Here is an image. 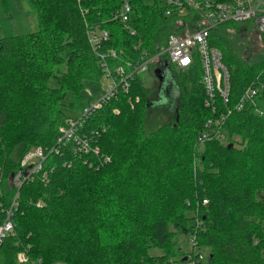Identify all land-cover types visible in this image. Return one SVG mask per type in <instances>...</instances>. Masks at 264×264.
Listing matches in <instances>:
<instances>
[{"label": "trees", "instance_id": "16d2710c", "mask_svg": "<svg viewBox=\"0 0 264 264\" xmlns=\"http://www.w3.org/2000/svg\"><path fill=\"white\" fill-rule=\"evenodd\" d=\"M26 1L38 27L0 37V221L19 166L11 150L52 147L77 115L66 109H82L84 82L103 74L87 26L108 29L104 50L138 61L161 51L169 33L205 23L191 6L167 13L166 0H127V23L114 16L123 0ZM253 28L224 21L210 30L230 74L228 100L217 98L215 108L204 103L198 60L171 70L178 95L168 121L151 125L150 105L160 101L140 72L127 91L94 108L82 130L99 151L47 154L45 178L19 188L15 232L1 241L0 264H18L20 252L35 264H264V37L251 50ZM249 86L256 92L222 123L232 145L215 136L200 143L206 121L220 119ZM178 232L195 235L190 250L173 240Z\"/></svg>", "mask_w": 264, "mask_h": 264}, {"label": "built area", "instance_id": "2783aa9c", "mask_svg": "<svg viewBox=\"0 0 264 264\" xmlns=\"http://www.w3.org/2000/svg\"><path fill=\"white\" fill-rule=\"evenodd\" d=\"M168 5L167 13L173 8L184 9L194 7L202 12L205 23L186 34L180 35L174 32L168 34L166 44L161 51L152 56H142L138 61L131 58L122 57V51L113 47L104 50L103 43L109 37L108 29L101 26H87L86 32L88 41L98 56L99 66L103 74L107 77V85L104 93L94 102L84 105L78 114L69 118L68 122L60 127L59 136L56 143L44 152L41 148L29 150L22 154L19 159L18 168L10 175V183L14 187V194L9 207L5 210V216L0 221V244L3 238L15 232V221L12 217L13 210L17 204L19 188L24 181L35 178L44 179V160L49 152L60 149L71 148L74 152L97 153L99 147L94 144L92 136L82 130V125L94 108L102 101L109 100L120 91H127L131 84V79L137 72L145 71L150 59L156 61L164 60L166 65L172 68L189 67L196 60L200 63V81L205 90V105L214 107L217 98L223 102L229 96V70L222 61V54L219 49L212 46L209 41L210 30L213 26L224 21L252 22L264 37V0H166ZM132 7L129 1L123 0L114 16L120 21L127 23L131 15ZM129 31L135 32V28L129 25ZM255 88L249 86L244 94L238 99L233 107L227 106L225 113L220 119L209 118L205 123V128L198 136L199 142H203L208 137L223 138L226 136V129L223 128L224 118L233 109H241L245 103L244 99L255 93ZM227 137V136H226ZM207 199H203L206 202ZM197 222L198 219H197ZM190 244L195 243V235L191 233L188 239ZM204 253L198 254V259H203ZM19 261H29L26 252H20ZM39 260V258H38ZM34 262V261H33ZM31 264H35L34 263ZM54 264H59L58 262ZM190 264H197L196 260H191Z\"/></svg>", "mask_w": 264, "mask_h": 264}, {"label": "rangeland", "instance_id": "374dc122", "mask_svg": "<svg viewBox=\"0 0 264 264\" xmlns=\"http://www.w3.org/2000/svg\"><path fill=\"white\" fill-rule=\"evenodd\" d=\"M38 27L37 23V15L34 10H32L26 0H0V37L8 36L12 34H20L25 33L31 30H34ZM249 37L247 38V44L251 50H259L262 46L260 43V31L257 28L248 30ZM156 53V52H155ZM155 53L150 54V56L155 55ZM149 61V65L145 71L140 72V76L145 79V83L150 85L151 87V97H153V93H155V97L160 101L156 104L150 105L149 108V121L151 125L160 123L161 121H168L172 119V111L174 102H176L177 95H175L177 87L174 84L172 87V91L174 92L173 97L167 100L168 91L166 88H170V84L165 86L163 90L160 92L158 90L159 80L155 76L153 69L159 66V62L156 59L152 58ZM173 69H176L173 67ZM107 85V77L102 74L98 78V80H86L84 82V87L82 89V107L87 105L89 102H94L100 98V96L104 93L105 87ZM165 89V90H164ZM171 92V93H173ZM178 93V92H177ZM69 100V93L65 95L64 101ZM66 110L71 111L74 114H78V112H74L73 109L67 108ZM221 141L224 143L228 142V138L225 136L221 138ZM23 149L22 145L19 144L15 146L11 152L10 156L14 160H19L22 155ZM196 214H193L192 221L197 222L195 218ZM195 226H193L194 229ZM191 230V229H190ZM180 231V230H179ZM190 237L189 232H178L173 235V240L178 244H181L182 247L186 250L191 249V244L188 239ZM153 252H159L160 250L157 248L151 249ZM194 250L196 248L194 247ZM18 264H31L28 261H19Z\"/></svg>", "mask_w": 264, "mask_h": 264}, {"label": "water", "instance_id": "95a60500", "mask_svg": "<svg viewBox=\"0 0 264 264\" xmlns=\"http://www.w3.org/2000/svg\"><path fill=\"white\" fill-rule=\"evenodd\" d=\"M155 76L158 78V90L161 92L165 86L174 84V76L170 68L166 65L164 60L159 62V66L153 69ZM154 101H147V105L153 104ZM232 145V142H228V146Z\"/></svg>", "mask_w": 264, "mask_h": 264}]
</instances>
